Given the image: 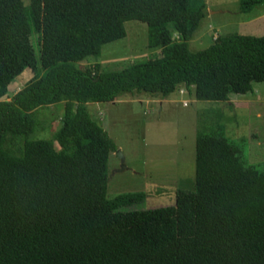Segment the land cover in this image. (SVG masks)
I'll use <instances>...</instances> for the list:
<instances>
[{
    "label": "trees",
    "instance_id": "16d2710c",
    "mask_svg": "<svg viewBox=\"0 0 264 264\" xmlns=\"http://www.w3.org/2000/svg\"><path fill=\"white\" fill-rule=\"evenodd\" d=\"M241 1L248 12L259 0ZM206 13L205 0H0V264H264V162L245 161L211 107L196 116L195 178L181 182L194 188H176L174 205L126 211L108 230L117 144L88 103L178 87L218 102L264 82V36L218 35L190 50ZM127 20L146 23L159 56L119 70L77 65L123 38ZM25 68L32 77L2 98ZM61 102L59 127L31 138L46 128L41 109Z\"/></svg>",
    "mask_w": 264,
    "mask_h": 264
},
{
    "label": "rangeland",
    "instance_id": "374dc122",
    "mask_svg": "<svg viewBox=\"0 0 264 264\" xmlns=\"http://www.w3.org/2000/svg\"><path fill=\"white\" fill-rule=\"evenodd\" d=\"M262 1L243 12L241 0H205L207 13L189 41L190 50L206 48L218 35L264 36V18L254 17L264 8ZM124 25L123 38L102 45L97 58L87 56L77 65L83 68L99 62L102 70H119L160 55V49L147 47L146 23L127 20ZM172 35L177 38L173 29ZM31 39L37 52L36 35ZM23 71L11 80L2 98L9 99L32 77L29 68ZM209 107L220 111L226 136L243 143L245 161L263 163L264 82H255L251 94H231L218 102L198 100L192 92L178 87L165 94L133 90L113 101L88 103L92 118L117 144L108 158L107 196L118 199L112 202L108 230L126 211L174 205L176 188H194L181 182L195 178L196 116ZM62 114L63 102L42 108L40 116L47 121L46 128L35 131L31 138L50 137L59 127ZM128 192L138 196L123 195Z\"/></svg>",
    "mask_w": 264,
    "mask_h": 264
},
{
    "label": "crops",
    "instance_id": "0c3cea01",
    "mask_svg": "<svg viewBox=\"0 0 264 264\" xmlns=\"http://www.w3.org/2000/svg\"><path fill=\"white\" fill-rule=\"evenodd\" d=\"M262 2H264V0H263ZM257 4H259V3H257ZM254 17H255L256 19L264 18V8H262V9L260 10V12L257 13Z\"/></svg>",
    "mask_w": 264,
    "mask_h": 264
}]
</instances>
